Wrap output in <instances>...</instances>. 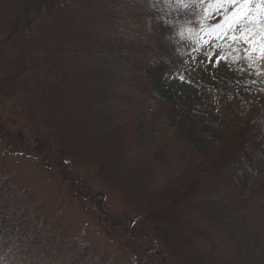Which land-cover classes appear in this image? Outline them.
<instances>
[{
	"label": "rangeland",
	"instance_id": "374dc122",
	"mask_svg": "<svg viewBox=\"0 0 264 264\" xmlns=\"http://www.w3.org/2000/svg\"><path fill=\"white\" fill-rule=\"evenodd\" d=\"M21 17L34 19L23 34L26 52L1 43L0 72L27 62L32 41L52 50L47 65L56 64L58 83L49 94L62 120L43 122L47 109L34 107L45 104L30 102L36 121L13 117L8 128L29 139L14 137L17 149L0 132V264H264V179L254 171L189 186L195 192L182 202L177 223L186 229L174 252L145 218L160 191L206 174L201 148L193 152L171 125L170 105L147 70L163 67L179 93L195 82L207 89L215 78L264 76V12L229 0H0V40ZM208 60L221 71H209ZM215 104L229 109L226 97ZM12 105L0 103V121ZM223 122L210 125L229 137ZM54 137L71 149L62 167L48 157L44 140ZM110 172L129 178L107 185Z\"/></svg>",
	"mask_w": 264,
	"mask_h": 264
},
{
	"label": "trees",
	"instance_id": "16d2710c",
	"mask_svg": "<svg viewBox=\"0 0 264 264\" xmlns=\"http://www.w3.org/2000/svg\"><path fill=\"white\" fill-rule=\"evenodd\" d=\"M37 10L39 14L43 13L44 7H39ZM32 20L34 19L17 18L13 25H9V33L3 40H0V45L2 43L24 47L25 53L28 38H26L27 34H23L27 33V28L33 22ZM48 43L52 44L53 42ZM57 44L60 51L65 48L62 42H57ZM29 46L34 48V55H29L27 62L24 56L23 65L22 63L19 64L16 71H13V73L0 72V103L10 101L14 106L10 111L11 116L1 119L0 132L9 137L10 145L12 144V147L17 149L19 148L13 146L15 138L19 142L22 141L23 137L29 139L27 138L28 133L22 131L19 127L12 134L8 128L14 125V121L10 118L21 117V120L28 119L34 123L35 119L38 118L37 113H40L25 109V105L30 104V102L44 103L45 107L36 106L34 108L47 109V112L40 113L39 117L43 116L42 118L45 119L43 122L45 123L62 120L60 118L61 114L55 105L58 97L56 94H49L53 86L58 83V79L53 78L51 75L54 70L51 68L56 67V64L53 63L54 66L50 68L47 65L48 53L54 52L52 50L45 52L46 46L38 40L36 42L32 41ZM42 48L43 50H41ZM59 63L61 62L59 61ZM203 65L211 67L209 71L216 70L217 73L221 71L220 68L216 67L218 64L214 62L204 63ZM165 74L166 71L163 67L152 68L147 70L145 78H150L149 85L152 89L156 91L163 90L164 102L170 105V107H167L171 125L180 130L182 139L189 143V147L193 152L201 148L200 160L203 161L202 165L206 166L205 175H192L190 178L177 179L175 181L176 185L174 183L160 191L157 200L151 203L148 216L145 215L149 227L157 233L159 239H163L164 245L174 252L176 250L173 248L182 239L180 234H183L186 229L184 224L179 225L177 223L180 211L184 208L182 202L195 192L189 189V186L194 187L200 183H206L205 178L208 181L209 179L214 180L213 187L216 186V183H226L228 182V173L237 168L238 170L235 171H254L257 179H264V173L262 176L256 168H264V76L252 74L245 79L234 80L236 82L233 83L224 82L228 80V77H223L221 80L215 78L211 85L208 84V90L202 88L200 82H195L188 87L191 88L190 91L179 93L174 80L165 81ZM201 78L205 81L207 79L203 75ZM201 89L207 90V93L201 92ZM45 90L46 92H44ZM37 96L38 98H36ZM224 97L229 99V109L225 111L226 113L222 112L223 110L215 104L216 100ZM234 111L236 113L231 114ZM199 118H202V121ZM219 119L220 121L224 119L223 124L226 122L230 125L226 129L229 130L231 127V130L234 131L231 132L229 137L226 132L221 133L222 129L216 130L213 126L211 127L210 124L218 123ZM59 124L60 122L57 125L55 124L56 128L57 126L60 127ZM196 124L206 125H203V128H196ZM206 126L210 128L206 130ZM35 130L37 132V129ZM32 137L37 139L38 135ZM204 138L205 140H203ZM44 142L49 145L48 148L52 152V155L50 154L48 157L53 158V160L55 158L58 162L57 166L62 167L65 161H71V149L68 145H65V143L60 144V141L55 137L48 138ZM220 145L222 146L220 147ZM99 164L101 167L105 165L103 158L99 160ZM117 175L114 172L105 174V183L110 185L116 180L125 182L129 178V176H126L123 179ZM240 176H242V173H240ZM103 223L105 222H101V224ZM114 224L115 220L109 217V221L105 225H110V229L114 231V227L118 226ZM139 238L142 239L141 236H136V240ZM171 245L173 248L170 247Z\"/></svg>",
	"mask_w": 264,
	"mask_h": 264
},
{
	"label": "snow or ice",
	"instance_id": "6c2138e0",
	"mask_svg": "<svg viewBox=\"0 0 264 264\" xmlns=\"http://www.w3.org/2000/svg\"><path fill=\"white\" fill-rule=\"evenodd\" d=\"M229 2L230 3H240L242 6V9L244 6L256 4L258 9L261 12H264V0H229ZM241 14H243V13H241ZM241 38L244 39L245 42H249L247 37H241ZM233 39H236V37H233ZM261 51L264 52V45L261 46Z\"/></svg>",
	"mask_w": 264,
	"mask_h": 264
}]
</instances>
